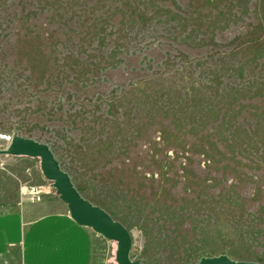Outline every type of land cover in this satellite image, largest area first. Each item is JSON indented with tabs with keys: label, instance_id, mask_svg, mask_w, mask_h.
I'll list each match as a JSON object with an SVG mask.
<instances>
[{
	"label": "rangeland",
	"instance_id": "1",
	"mask_svg": "<svg viewBox=\"0 0 264 264\" xmlns=\"http://www.w3.org/2000/svg\"><path fill=\"white\" fill-rule=\"evenodd\" d=\"M14 136L132 260L264 264V0H0V150ZM36 177L58 197L38 158L0 155V213Z\"/></svg>",
	"mask_w": 264,
	"mask_h": 264
},
{
	"label": "crops",
	"instance_id": "2",
	"mask_svg": "<svg viewBox=\"0 0 264 264\" xmlns=\"http://www.w3.org/2000/svg\"><path fill=\"white\" fill-rule=\"evenodd\" d=\"M41 200L17 199L0 213V262L17 256L21 264H108L109 242L69 216L67 206L37 177Z\"/></svg>",
	"mask_w": 264,
	"mask_h": 264
},
{
	"label": "water",
	"instance_id": "3",
	"mask_svg": "<svg viewBox=\"0 0 264 264\" xmlns=\"http://www.w3.org/2000/svg\"><path fill=\"white\" fill-rule=\"evenodd\" d=\"M0 155L38 158L42 175L53 183L59 199L67 206L70 218L80 226L88 227L105 239L116 242L117 264H140V260H132L130 257L132 240L127 229L121 223L114 221L103 209L80 195L69 175L61 169L48 145L31 138L14 136L10 138L8 147L0 150ZM197 264L256 263L234 261L225 255H219L203 257Z\"/></svg>",
	"mask_w": 264,
	"mask_h": 264
},
{
	"label": "built area",
	"instance_id": "4",
	"mask_svg": "<svg viewBox=\"0 0 264 264\" xmlns=\"http://www.w3.org/2000/svg\"><path fill=\"white\" fill-rule=\"evenodd\" d=\"M10 139L8 138V141ZM28 195L32 201H40L41 200V189L38 187H31L28 190Z\"/></svg>",
	"mask_w": 264,
	"mask_h": 264
}]
</instances>
